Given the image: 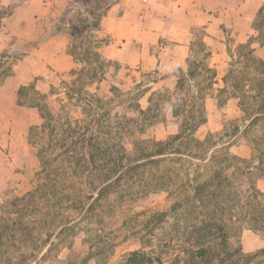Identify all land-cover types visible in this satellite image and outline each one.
I'll return each instance as SVG.
<instances>
[{"label": "rangeland", "instance_id": "374dc122", "mask_svg": "<svg viewBox=\"0 0 264 264\" xmlns=\"http://www.w3.org/2000/svg\"><path fill=\"white\" fill-rule=\"evenodd\" d=\"M121 1L104 0L79 14H70L63 24L51 26L48 34L58 35L64 41L65 52L75 63L69 71L56 72L47 67L44 74L30 77L17 90L10 89L5 83L13 77L14 67L41 46L44 36L28 43L11 42L12 47L4 49L0 46V264H121L129 252L140 248L139 237L132 232L139 230L142 223L146 253L152 251L151 255L155 256L160 252L166 256L177 249V202L180 197L177 184L183 177L180 172L178 178L177 170H173L177 165L165 163L160 166L164 170L168 167L167 175H172L175 180L167 188H148L140 199L131 196L118 201L110 196L109 206L86 218L78 210H69L67 198H48L47 201L42 197L37 199L36 205L34 199L26 196L38 184H44L40 186L41 190L46 189V176L39 174L42 168L39 151L47 147L50 135L40 130L43 123L40 112L32 107L35 96L21 89L31 86L43 95L52 92L47 102L54 112L57 111L64 100L62 82L69 83L74 79L68 76L72 70H92L93 64L84 62L91 60L89 53L94 51L116 63L106 66L105 77L100 83L87 87L88 93L113 100L110 107L106 106L111 109V117L122 111L121 107L114 108L118 100L111 89L117 87L128 97L127 101L137 102L142 110L150 109L149 126L141 139L166 141L179 133L181 125L190 126L198 119H204L194 133L195 139H208L214 143V149L227 147L229 153L244 160L245 165H253L248 177L264 194V4L248 19L247 34L242 41L233 28L209 31L202 11L190 12V23L194 24L190 29L191 52L185 64L166 71L162 68L142 71L109 59L104 53L111 35L103 30L102 21ZM108 5L110 9L101 19L99 31H94L91 28L94 17ZM240 11L231 12L226 8L216 18L227 24L243 23L245 13ZM3 14L6 12L0 11V18ZM169 44L173 41L163 38L152 50L161 52L159 47ZM87 56L90 57L88 61ZM66 104L67 115L63 114L61 122L65 123V117L69 116L81 120L79 126L84 127L90 119L88 113L82 111V107L72 108L67 100ZM251 122L254 124L249 126ZM108 124L112 126L111 121ZM33 128L36 130L31 131ZM129 141L126 137L123 141L127 150H131ZM110 144L118 151L116 139L113 138ZM75 150L81 152L82 146H76ZM238 150L244 151L246 156H241ZM64 151L66 147H47V154L52 158ZM83 151L89 150L83 148ZM61 168H68V164L56 161L48 176L52 178ZM154 175L157 176L155 170L147 174L149 180ZM88 187L83 191H91V186ZM74 191L78 189L68 193L74 195ZM51 203L59 209L51 208ZM54 215L56 220L51 226ZM156 219L161 220L156 223ZM65 223L73 229L62 234H58L60 229L54 232V226ZM238 242L248 255L264 250V235L247 229L238 233ZM263 260L264 256L258 257L254 263Z\"/></svg>", "mask_w": 264, "mask_h": 264}, {"label": "trees", "instance_id": "16d2710c", "mask_svg": "<svg viewBox=\"0 0 264 264\" xmlns=\"http://www.w3.org/2000/svg\"><path fill=\"white\" fill-rule=\"evenodd\" d=\"M103 1L71 0L55 24H63L70 14H79L87 7L97 6ZM109 9L110 5L94 17L95 22L91 26L94 31H99L101 19ZM89 55L91 60L84 64H93V69L87 72L72 70L68 73L74 79L69 83L62 82L65 101L60 102L57 111L54 112L47 102L52 92L43 95L31 86L21 89L35 96L36 102L32 107L40 112L43 121L40 130L51 137L47 147H66V151L54 158L47 154V147L39 151L42 167L39 174L46 176V189L41 190L40 186L44 184H38L26 196L32 201L34 199L36 205L37 199L42 197L45 200L67 198L69 210H78L86 218L104 206H109L110 196L118 201L131 196L140 199L148 188H167L175 180L172 175H167L170 171L168 167L164 170L160 166L165 163L177 165V169L173 167L174 171L177 170V177L180 172L183 174L177 184L180 189L177 202V249L166 256L160 252L155 256L151 255L152 251L146 253V242L143 241L144 235H141L142 223L139 230L132 232V235L139 237L140 248L129 252L121 264H264V260L254 263L256 258L264 256V250L248 255L238 242V233L245 229L264 235V194L248 177L254 166L245 165L244 160L229 153L227 147L214 149V143L208 139H195L194 133L204 123L201 118L190 126L181 125L179 133L166 141L141 139L149 126L147 120L150 109L142 110L137 102L127 101L128 97L117 87H112L111 93L118 100L114 108L121 107L122 111L111 117V109L106 106L110 107L113 100L90 94L87 87L100 83L105 77L106 66L116 63L105 60L97 51ZM87 58L88 61L90 57ZM76 60L82 63L80 59ZM66 100L72 108L82 107V111L88 113L90 119L84 127L79 126L81 120L69 116L65 117V123L61 122L63 114L67 115ZM125 102H128L127 106ZM110 121L112 126L108 124ZM253 124L251 122L249 126ZM64 126L67 129L63 130ZM125 137L130 140L128 144L131 150H127L124 145ZM113 138L117 141L118 151L110 144ZM78 145L82 146L81 152L75 150ZM208 146L210 148L207 149ZM83 148L89 151H83ZM56 161L66 162L68 168H61L51 178L48 174ZM152 170H155L157 176L155 174L149 180L147 174ZM88 186H91V191H83ZM71 189L78 191L71 195L68 193ZM49 205L59 209L54 203ZM54 218L51 226L56 220L55 215ZM160 220L156 219V223ZM53 228L54 232L60 229L58 234L73 229L68 223Z\"/></svg>", "mask_w": 264, "mask_h": 264}, {"label": "crops", "instance_id": "0c3cea01", "mask_svg": "<svg viewBox=\"0 0 264 264\" xmlns=\"http://www.w3.org/2000/svg\"><path fill=\"white\" fill-rule=\"evenodd\" d=\"M69 1L0 0V11L6 12L0 18L1 49L12 47L11 42L20 40L28 43L44 36L41 46L14 67L13 77L6 81L5 86L17 90L30 77L44 74L47 67L56 72L69 71L75 67L65 52L64 41L58 35L48 34ZM263 4L264 0H122L109 10L102 21L103 30L111 35V42L104 53L107 58L130 68H141L142 71L162 68L166 71L184 65L191 52L190 29L194 23H190V12L202 11L209 31L233 28L242 41L247 34L248 19ZM226 8L231 12L242 10L245 21L227 24L217 19ZM163 38L173 41V44L160 46L161 52L154 53L152 47L157 46ZM237 152L246 156L242 150Z\"/></svg>", "mask_w": 264, "mask_h": 264}]
</instances>
